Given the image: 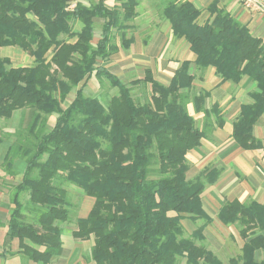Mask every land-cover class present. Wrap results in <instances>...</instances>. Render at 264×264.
Wrapping results in <instances>:
<instances>
[{
	"label": "trees",
	"instance_id": "1",
	"mask_svg": "<svg viewBox=\"0 0 264 264\" xmlns=\"http://www.w3.org/2000/svg\"><path fill=\"white\" fill-rule=\"evenodd\" d=\"M70 1L0 0V47L16 46L34 60L14 66L9 57H0V119L32 109L25 128L29 137L18 131L4 155L8 167L12 157L25 163L14 186L9 237L18 240L20 253L34 264H49L60 255V223L68 221L70 208L63 184H72L93 198L87 215L77 219L73 236H93L90 258L95 264H175L180 257L189 264H222L196 243L210 218L201 205L204 177L186 178L185 155L204 135L187 104L192 103L195 113L206 114L209 93L190 90L209 66L223 81L236 83L248 76L255 83L252 102L241 105L231 138L243 149L264 148V140L253 135L255 122L264 115L262 40L216 1L208 8L210 18L199 23L200 10L191 1L160 0L172 34L184 38L196 58L183 62L166 85L145 69L132 81L148 86L152 96L137 103L125 83L99 60L116 51L113 29L120 31L125 48L131 44L125 30L138 0H116L119 4L113 6L106 0L89 5L76 1L72 8ZM95 18L102 19V25L93 43ZM77 23L80 27L74 29ZM192 65L198 76L191 73ZM92 76L118 89L106 105L83 92ZM73 89L74 96L66 102ZM207 112L223 124L217 104ZM52 114L56 116L47 130ZM153 171L156 176L151 177ZM210 175L212 171L206 178ZM23 191L37 213L33 221L23 217ZM187 218L204 222L185 237L181 221ZM217 218L224 225L238 223L244 239L241 255L230 264H264V236L258 233L264 228V205L233 199L222 204ZM257 250L263 251L259 262L254 259Z\"/></svg>",
	"mask_w": 264,
	"mask_h": 264
},
{
	"label": "crops",
	"instance_id": "2",
	"mask_svg": "<svg viewBox=\"0 0 264 264\" xmlns=\"http://www.w3.org/2000/svg\"><path fill=\"white\" fill-rule=\"evenodd\" d=\"M95 1L97 0L93 2ZM145 1L140 0L136 7V15L130 22L132 25L125 30V38L131 39V44L126 49H118L109 58L103 60V66L126 83L141 78L145 69H149L154 79L166 85L183 62H194L196 56L184 38L172 34L170 22L159 12L162 8L160 2L154 8H147ZM188 1L200 10L199 23H204L210 18L208 8L216 1L219 7L245 25L248 31L260 38L264 44V13L261 14L245 7L238 0ZM117 3L116 0H106L108 6L118 5ZM191 73L196 76L199 74L193 65ZM130 74L134 75L130 78ZM193 83L197 90H205L209 96L204 105L206 114L204 112L195 113L192 103L187 104V110L193 116L195 126L202 130L204 135L200 144L190 149L185 155L188 160L186 178L193 179L202 174L206 182L201 193V205L205 214L211 222L217 220L223 226L233 225L239 235L240 225L238 223L224 225L217 215L222 204L233 199L243 203L255 201L264 205V148L243 149L231 138L232 125L239 115L241 105L252 102L250 93L255 89V83L245 75L236 83L223 81L211 66L204 70L201 79L197 78ZM213 104L219 107L222 125H218L215 114L207 112ZM253 135L259 140H264V115L255 122ZM15 168H19L18 181H20L24 171L23 166L16 167L15 164ZM211 171L213 175H210L209 179L206 178ZM12 196L13 193L9 197V194L2 191V187L0 188V264H34L20 253L18 240L11 239L8 235L7 223L11 206L13 207ZM87 213L88 210L77 219L85 217ZM188 221L193 222L188 218L181 221L183 233L186 231L184 223ZM189 225L187 232L191 235L195 227L191 223ZM60 229L62 251L49 264H95L90 258V251L94 244L93 236L86 239L75 238L73 231L77 229L76 223L67 226L66 231L61 227ZM205 229L202 231V240L196 243L204 245L222 264H230V259H237L241 255L244 239L240 235L242 240L240 253L236 256L231 255L225 262L204 241L207 233ZM258 233L264 236V228ZM254 259L257 262L261 261L263 251H255Z\"/></svg>",
	"mask_w": 264,
	"mask_h": 264
},
{
	"label": "rangeland",
	"instance_id": "3",
	"mask_svg": "<svg viewBox=\"0 0 264 264\" xmlns=\"http://www.w3.org/2000/svg\"><path fill=\"white\" fill-rule=\"evenodd\" d=\"M76 1H81L84 3H92L94 0H71L70 1V8H72ZM140 2V0L138 1ZM160 0H146L145 4H147V8H154ZM119 4V3H117ZM161 12V11H159ZM132 19L127 23L129 26L132 24L130 23ZM101 25L102 19L95 18L93 21V38L92 42L95 43L97 38L100 36L101 32ZM80 23H77L74 26V29H79ZM111 45L116 47V51L118 49H126L121 41L120 31L113 29L112 30V39ZM115 51V52H116ZM0 57H9L11 60L12 65H31L34 63L33 57L30 56L27 52L21 50L16 46H3L0 47ZM99 63L103 65V60H99ZM134 74H130L129 77ZM131 78V77H130ZM126 81V79H124ZM128 81V80H127ZM123 83L129 88L130 95L134 101L137 103H144L147 100H150L152 93L150 92V88L148 86L143 85L142 83L134 84L133 81L124 82ZM190 90L192 94L196 93L198 90L194 87ZM85 95L88 96H97L101 102L106 105L107 101L110 97L118 94V89L113 87L108 80L105 78H97L92 76L86 82L83 90ZM191 94V95H192ZM74 96V89L71 92L67 99L71 100ZM32 114V109H26L24 111H16L12 118L10 119H0V131L2 134V142L0 143V182L2 191L12 195L14 191V186L19 182L18 178L20 177L19 168H15L19 165H22L24 169L25 163L22 159L18 157H12L13 161L11 165L8 167L4 161V155L7 151V146L9 144L15 143L17 138V132L20 131L21 133L24 130V134H26V125L29 122ZM55 114L49 115L47 117V124L46 129L49 130L54 122ZM188 163V160H187ZM18 164V165H17ZM190 165V164H189ZM156 163H153L151 166L152 169H156ZM191 169V168H190ZM151 177L156 176L155 172H151L149 174ZM18 181V182H17ZM67 191V197L70 201V208H69V219L67 222L60 223V227L65 230L67 226H70L72 223H76V219L78 216H82L85 214L87 210L90 209L93 198L86 196L78 187L72 184H63ZM21 197L20 200L22 201V214L25 221H33V218L36 216V212L33 210V207L28 203V192L23 191L20 193ZM12 208V206H11ZM204 220L202 218L197 219L194 222L188 221L191 225L195 228L200 226ZM184 223V227L186 231L183 233L184 236H190L187 232V228L190 226L189 223ZM207 225V226H206ZM202 231L205 229L207 231L205 242L208 244V247L213 249L215 252L221 256L225 262L227 259L232 255L236 256L240 253V245L242 243L241 238L237 233V229L232 226H223L217 220L215 221H208ZM66 231V230H65ZM66 233V232H65ZM199 240H196L198 242ZM175 264H189L185 258L180 257L177 259ZM226 264V263H225Z\"/></svg>",
	"mask_w": 264,
	"mask_h": 264
},
{
	"label": "built area",
	"instance_id": "4",
	"mask_svg": "<svg viewBox=\"0 0 264 264\" xmlns=\"http://www.w3.org/2000/svg\"><path fill=\"white\" fill-rule=\"evenodd\" d=\"M238 2L258 13H264V0H238Z\"/></svg>",
	"mask_w": 264,
	"mask_h": 264
}]
</instances>
